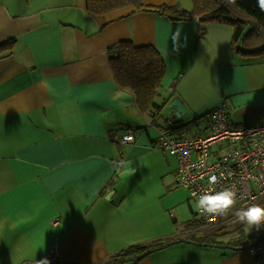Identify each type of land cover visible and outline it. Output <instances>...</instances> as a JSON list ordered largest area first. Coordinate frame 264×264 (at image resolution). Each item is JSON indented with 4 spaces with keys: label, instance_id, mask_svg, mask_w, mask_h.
Listing matches in <instances>:
<instances>
[{
    "label": "crops",
    "instance_id": "crops-1",
    "mask_svg": "<svg viewBox=\"0 0 264 264\" xmlns=\"http://www.w3.org/2000/svg\"><path fill=\"white\" fill-rule=\"evenodd\" d=\"M198 20L131 7L90 16L85 0H0V42L16 39L0 58V264H47L50 248L64 264H99L133 244L210 231L222 244L181 241L137 264H264L231 244L253 230L226 242V233L202 231L195 198L177 183V158L157 147L164 131L204 133L214 108L229 127L264 123V54L234 53L230 27ZM120 40L160 53L156 106L141 110L115 81L109 48ZM175 98L185 108L179 119ZM127 131L134 141L123 144Z\"/></svg>",
    "mask_w": 264,
    "mask_h": 264
},
{
    "label": "trees",
    "instance_id": "trees-1",
    "mask_svg": "<svg viewBox=\"0 0 264 264\" xmlns=\"http://www.w3.org/2000/svg\"><path fill=\"white\" fill-rule=\"evenodd\" d=\"M191 11L182 10L177 5L146 6L144 0H85V12L90 16L102 15L121 8L131 7L134 11H153L159 16L173 20H196L200 25L215 22L229 25L232 29L230 48L242 56L264 54V11L257 0H191ZM255 23L257 26H255ZM200 34L204 28L200 27ZM16 43L14 37L0 42V58L9 56ZM113 75L117 84L130 90L141 107L156 106L155 97L164 75L165 67L160 53L152 45L135 46L129 40H120L116 47L109 48ZM158 107V106H157ZM156 107V108H157ZM244 223L234 227L239 233L244 232ZM264 237V235H263ZM222 244L217 233L204 237L190 236L184 239L159 238L148 243L133 244L107 257L99 264H137L152 251L161 250L175 242ZM261 242L253 233L239 236L236 249L247 250L252 244ZM230 244V243H229ZM98 264V263H97Z\"/></svg>",
    "mask_w": 264,
    "mask_h": 264
},
{
    "label": "built area",
    "instance_id": "built-area-1",
    "mask_svg": "<svg viewBox=\"0 0 264 264\" xmlns=\"http://www.w3.org/2000/svg\"><path fill=\"white\" fill-rule=\"evenodd\" d=\"M209 119V127L199 135L176 136L169 131L160 134L157 147L177 158V183L188 188L191 196L193 193L199 195L205 191L230 189L237 193L238 209L260 203L264 206V123L229 127L222 107L214 108L209 113ZM119 140L127 144L134 141V135L127 131ZM213 175L217 177L214 186L208 183ZM199 217L204 232L220 226L229 231L243 224L232 213ZM252 233L261 242L252 244L247 250L257 260L264 261V225L259 229L253 227ZM42 258L47 264H64L59 262L54 248L48 249ZM37 262L25 261L21 264Z\"/></svg>",
    "mask_w": 264,
    "mask_h": 264
},
{
    "label": "clouds",
    "instance_id": "clouds-1",
    "mask_svg": "<svg viewBox=\"0 0 264 264\" xmlns=\"http://www.w3.org/2000/svg\"><path fill=\"white\" fill-rule=\"evenodd\" d=\"M257 2L261 11H264V0H257ZM208 183L214 186L217 183V177L210 176ZM193 197H195L193 208L201 216H226L232 213L238 221L246 224L249 229L253 227L259 229L264 225V206L253 205L238 209L236 208L237 193L230 189L205 191L199 195L193 193Z\"/></svg>",
    "mask_w": 264,
    "mask_h": 264
},
{
    "label": "rangeland",
    "instance_id": "rangeland-1",
    "mask_svg": "<svg viewBox=\"0 0 264 264\" xmlns=\"http://www.w3.org/2000/svg\"><path fill=\"white\" fill-rule=\"evenodd\" d=\"M178 7H180L179 5H177ZM127 8V7H126ZM123 9V8H122ZM207 24V23H206ZM206 24H204V25H206ZM255 26H257V24L255 23ZM228 27H230L229 25H228ZM231 29V28H230ZM232 37V29H231V36H230V38ZM244 110H246V108H244ZM179 119V118H178ZM244 119H246V118H242L241 120H244ZM184 121H187V119H185L184 118ZM191 122V121H190ZM190 124V123H189ZM195 125H192V128L194 127ZM182 188V187H181ZM186 191V190H185ZM187 192V191H186ZM177 193H179V192H177ZM180 194H178V198H180V196H179ZM180 201H179V209H184V211L186 212V214H188V215H190L192 218H194L195 217V214H194V212H191L190 210H189V208H188V203H187V200H186V197H182V198H180L179 199ZM182 200V201H181ZM182 204V205H181ZM182 206V207H181ZM245 225V227H244V231H246V233H248V232H250L251 230H253V228L252 229H249V227L246 225V224H244ZM237 227V226H236ZM219 228V227H218ZM218 228H214V227H212V229L215 231H219V229ZM226 229V228H225ZM232 230H234L233 228H232ZM226 231H227V229H226ZM234 232H237V231H231V230H229V231H227V233L226 234H224L225 236H222L221 238H223L224 240H223V242H226L225 240H230V238H231V236L234 234ZM220 241H222V240H220ZM176 244H178V243H180V242H175Z\"/></svg>",
    "mask_w": 264,
    "mask_h": 264
},
{
    "label": "water",
    "instance_id": "water-1",
    "mask_svg": "<svg viewBox=\"0 0 264 264\" xmlns=\"http://www.w3.org/2000/svg\"><path fill=\"white\" fill-rule=\"evenodd\" d=\"M170 106H173L176 108L174 115L171 116L172 119L174 118H179L184 112H185V108L183 107V104L181 103V101L177 98L173 99L170 103ZM196 245H201V243H195ZM216 246V245H215ZM220 247L224 248V247H231V246H227V245H220Z\"/></svg>",
    "mask_w": 264,
    "mask_h": 264
},
{
    "label": "bare ground",
    "instance_id": "bare-ground-1",
    "mask_svg": "<svg viewBox=\"0 0 264 264\" xmlns=\"http://www.w3.org/2000/svg\"><path fill=\"white\" fill-rule=\"evenodd\" d=\"M219 232H223V233H227L226 229L222 226H220L219 228ZM208 235H212V232L210 231L209 233H207ZM210 245H213V244H210Z\"/></svg>",
    "mask_w": 264,
    "mask_h": 264
}]
</instances>
